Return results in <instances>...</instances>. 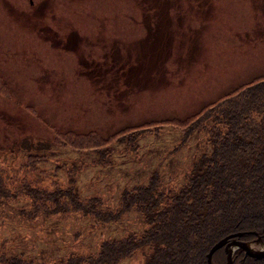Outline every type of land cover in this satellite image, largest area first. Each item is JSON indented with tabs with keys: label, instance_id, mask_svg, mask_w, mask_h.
Returning <instances> with one entry per match:
<instances>
[{
	"label": "rangeland",
	"instance_id": "1",
	"mask_svg": "<svg viewBox=\"0 0 264 264\" xmlns=\"http://www.w3.org/2000/svg\"><path fill=\"white\" fill-rule=\"evenodd\" d=\"M161 3L150 16V0H0V73L9 84V94L0 93L5 161L42 152L82 195L97 194L111 207L124 186L148 173L182 180L207 145L202 132L169 149L179 133L162 125L134 147L113 142L106 162H94L92 148L49 138L54 129L105 134L145 118L184 115L264 70V0H153ZM143 228L132 207L100 223L79 209L27 216L0 203V249L22 251L34 259L27 264ZM150 247L138 245L116 263L142 264Z\"/></svg>",
	"mask_w": 264,
	"mask_h": 264
},
{
	"label": "trees",
	"instance_id": "2",
	"mask_svg": "<svg viewBox=\"0 0 264 264\" xmlns=\"http://www.w3.org/2000/svg\"><path fill=\"white\" fill-rule=\"evenodd\" d=\"M0 93L9 94L1 73ZM26 108L34 112L30 104ZM162 125L179 133L169 149L195 132H202L207 145L194 156L182 180L165 181L160 173H148L143 181L124 186L112 207L100 205L97 194L82 195L73 182H66L68 176H60L61 164H46L42 152H29L17 163L5 161L0 153V203L13 204L27 216L79 209L102 223L132 207L144 218L138 233L103 237L92 250L64 252L43 264H117L146 243L151 247L142 264H207L208 246L222 234L239 230L238 237L254 239L259 233L264 242V70L184 115L145 118L105 134L54 129L49 138L63 146L92 148L93 161L106 162L113 142L134 147L145 132L157 133ZM19 196L24 201L18 202ZM232 259L237 264H264V255L255 258L241 247L232 251ZM33 260L22 251L5 254L0 249V264ZM210 260L224 263L222 245L211 252Z\"/></svg>",
	"mask_w": 264,
	"mask_h": 264
},
{
	"label": "water",
	"instance_id": "3",
	"mask_svg": "<svg viewBox=\"0 0 264 264\" xmlns=\"http://www.w3.org/2000/svg\"><path fill=\"white\" fill-rule=\"evenodd\" d=\"M239 232V230H233L231 232L222 234L219 238L210 243L205 253V260L207 264H214L212 260H210V254L216 247L220 246V244H222V248H224V264H233V259L231 255L235 247H241L244 253H247L254 257L264 255V242L261 239L259 233H257L254 240H243L238 237H235L234 234H238Z\"/></svg>",
	"mask_w": 264,
	"mask_h": 264
},
{
	"label": "flooded vegetation",
	"instance_id": "4",
	"mask_svg": "<svg viewBox=\"0 0 264 264\" xmlns=\"http://www.w3.org/2000/svg\"><path fill=\"white\" fill-rule=\"evenodd\" d=\"M150 6H149V8H150V11H148L147 13H149L150 14V16H151V13H152V9H154L155 8V6H158V7H163V4L161 3V4H159V5H156V4H153V0H150ZM39 6L40 7H42L43 6V4H39ZM157 10H159V8L157 9ZM157 10H155V11H157ZM158 15V14H157ZM158 16H160V17H162V15H158ZM159 17V18H160ZM151 20V19H150ZM150 20L148 21V22H150ZM152 20H156L155 18L153 19L152 18ZM151 20V21H152ZM239 234V233H238ZM238 234H236L237 236L236 237H238ZM239 238H241V237H239ZM241 239H243V238H241ZM263 256V255H262ZM254 257V256H253ZM259 257V256H258ZM258 257H255V258H258ZM223 264V263H222ZM233 264H237V261H234V259H233Z\"/></svg>",
	"mask_w": 264,
	"mask_h": 264
},
{
	"label": "bare ground",
	"instance_id": "5",
	"mask_svg": "<svg viewBox=\"0 0 264 264\" xmlns=\"http://www.w3.org/2000/svg\"><path fill=\"white\" fill-rule=\"evenodd\" d=\"M215 250V249H214Z\"/></svg>",
	"mask_w": 264,
	"mask_h": 264
}]
</instances>
